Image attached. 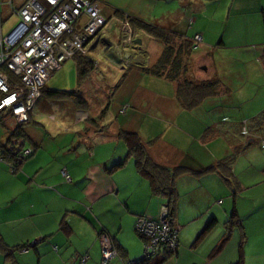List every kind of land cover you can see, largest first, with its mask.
<instances>
[{
    "label": "crops",
    "instance_id": "0c3cea01",
    "mask_svg": "<svg viewBox=\"0 0 264 264\" xmlns=\"http://www.w3.org/2000/svg\"><path fill=\"white\" fill-rule=\"evenodd\" d=\"M96 1L112 43H120L122 32H112L126 22L133 30L128 50L114 54L98 45L123 81L105 109L75 107L65 98L75 111L60 120L50 115L54 124L36 118L41 97L24 127L26 139H13L32 156L17 171L0 161V236L11 249H0V264H79L75 258L85 256L86 264H133L142 257L136 221L159 218L169 200L153 194L139 174L121 131L138 134L156 164L185 170L174 182L179 248L163 264H264V135L251 132L264 111V0H134L126 14L109 0ZM25 2L0 0V33ZM134 20L158 24L178 39L201 35L188 77L218 80V94L183 108L175 82L143 69L165 47ZM144 38L162 47L153 62L142 50ZM98 66L91 76L103 81ZM103 115L99 125L92 122ZM234 216L240 224L231 230ZM105 237L120 250L108 263Z\"/></svg>",
    "mask_w": 264,
    "mask_h": 264
},
{
    "label": "built area",
    "instance_id": "2783aa9c",
    "mask_svg": "<svg viewBox=\"0 0 264 264\" xmlns=\"http://www.w3.org/2000/svg\"><path fill=\"white\" fill-rule=\"evenodd\" d=\"M13 14L18 23L7 36L0 33V116H10L17 125H25L30 122L48 81L63 64L89 55L91 46L107 39L108 22L96 0H26L22 7L13 9ZM121 32L122 40L116 46L128 50L134 44L131 25L123 24ZM202 43V36L196 35L193 50H198ZM31 154L32 150L26 149L21 159ZM135 229L148 238L138 262L176 253L179 248L180 231L172 228L168 208L156 220L139 217ZM116 256L110 239L105 237L104 262ZM75 260L86 264L89 257Z\"/></svg>",
    "mask_w": 264,
    "mask_h": 264
},
{
    "label": "trees",
    "instance_id": "16d2710c",
    "mask_svg": "<svg viewBox=\"0 0 264 264\" xmlns=\"http://www.w3.org/2000/svg\"><path fill=\"white\" fill-rule=\"evenodd\" d=\"M133 22L147 34L163 43L165 49L158 59L157 63L150 68L143 69L151 75H155L161 78L164 77L172 82H175L177 84V99L183 108L187 110L195 109L200 106L207 98L218 94L220 90V83L218 82V80L197 82L188 77V72L191 67L192 61L191 58L194 52L193 41L178 39V36L175 32H171L167 28H164L155 23H147L140 20H134ZM75 60L77 62L79 84H82L85 80L91 77V74L94 71H97V66L95 61L88 55L79 56ZM43 93V97L46 96L47 98L53 100L62 99L63 97L68 99L70 98L73 100L75 105H78L79 108H85L87 106V102L83 98H81V96L78 95L77 92L69 93L64 91H48L46 88L45 90H43ZM123 109L127 110V107H124ZM105 112L106 111H104V113ZM104 117L105 116L103 115L99 118V120H91L95 124L99 125V122L102 121ZM0 121L5 122V115L0 116ZM25 125H19V127L12 132L8 144L0 146V158L3 159V162L8 163L10 165L9 167L11 169H14V171H17L21 167V165L30 158L29 157L24 160L21 159V155L26 150L24 142L20 145L18 141V143L14 141L17 138L26 139L27 135L25 131H23ZM251 132H254L255 134L263 137L264 111L257 119L251 122ZM119 137L126 142L129 148V156L134 158L139 174L150 181L153 194L164 195L168 198L169 220L172 223L173 229L178 228L175 225V204L177 201V193L175 190L174 182L175 178L182 174L185 170L183 168L170 170L166 167L156 164L149 154L148 145L143 143L138 134L128 131H121L119 133ZM124 164L125 163L123 162L119 165H116L114 168L122 167L124 166ZM239 224L240 220H238L237 217L234 216L233 221H231L229 224V228L234 229L233 227L238 226ZM136 233L143 240L144 252V247L148 242V238L145 235L139 233L137 230ZM111 243L115 252L117 253V255H119V248L115 246L114 242L111 241ZM224 244L225 241L219 246V250L224 247ZM28 247L29 246H23L19 247V249L24 250ZM0 249L5 253L11 252V249H9L4 244L1 236ZM176 253L164 255L162 254L144 262H138L137 260L133 264H163L168 257H171ZM237 264H243L242 260Z\"/></svg>",
    "mask_w": 264,
    "mask_h": 264
},
{
    "label": "rangeland",
    "instance_id": "374dc122",
    "mask_svg": "<svg viewBox=\"0 0 264 264\" xmlns=\"http://www.w3.org/2000/svg\"><path fill=\"white\" fill-rule=\"evenodd\" d=\"M109 1L112 8H116V10H119L124 14H126L125 11L129 9V3L134 2V0ZM145 9L146 7H144V10ZM17 23L18 18L15 15H11L3 26V36H7L10 33L11 28ZM112 34L116 37L122 36L121 31L118 30L116 32V29L114 30V32H112ZM161 48L162 47L157 42L150 40V38H144L142 50L147 52L148 60L153 62L156 58H158ZM89 53V57L93 59L97 64H99V66H97L103 71V76L105 77L103 81H100L98 78L95 79V77H93L92 75L82 84H79L77 62L74 59L69 60L63 64L62 68L58 70L48 81L46 88L48 91H64L69 93L77 92L78 95H80L81 98H83L87 102L90 110L97 111V109L101 107L105 109L110 99L112 102H115L112 99L115 98V88L118 87V84L123 77V72L109 65V63L107 62V56L104 54V48L98 47L95 51ZM87 81L89 82L86 83ZM43 94L44 93H42V96ZM65 100V97L55 100L49 99L46 96L43 97L40 104L35 109V112L39 114L36 116V118L40 120L42 119L46 123L54 124L57 121L51 120L50 115L53 114L57 116V120H60L62 114L73 113L75 111L74 106L78 107V105L74 104L73 106L70 103L62 102ZM112 107H115L114 104H112L111 106V112ZM6 118L5 122L0 121V146L8 144L10 136L12 135V130L16 128V123L10 119L6 121ZM22 143L23 141L21 140L19 144L21 145Z\"/></svg>",
    "mask_w": 264,
    "mask_h": 264
},
{
    "label": "water",
    "instance_id": "95a60500",
    "mask_svg": "<svg viewBox=\"0 0 264 264\" xmlns=\"http://www.w3.org/2000/svg\"><path fill=\"white\" fill-rule=\"evenodd\" d=\"M138 43L141 44V41H138ZM98 45L107 47L106 50L110 49L113 51L114 54H118L119 52H121V48L116 46L109 39H103L100 43L99 42L95 43L92 48L95 49L96 47H98ZM128 57L129 56H127V58Z\"/></svg>",
    "mask_w": 264,
    "mask_h": 264
}]
</instances>
